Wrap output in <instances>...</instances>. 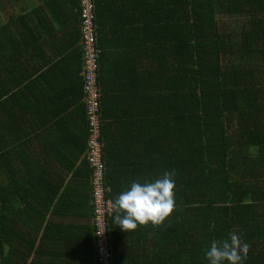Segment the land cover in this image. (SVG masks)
Here are the masks:
<instances>
[{
	"label": "trees",
	"instance_id": "trees-1",
	"mask_svg": "<svg viewBox=\"0 0 264 264\" xmlns=\"http://www.w3.org/2000/svg\"><path fill=\"white\" fill-rule=\"evenodd\" d=\"M95 5L109 196L113 200L131 182L165 171L175 180L174 208L161 224L125 232L112 214L113 264H208L209 244L233 232L249 245L243 264H264V0H95ZM80 45L83 56L81 33ZM121 88L131 106L115 136L105 131L107 104L110 93ZM84 110L81 151L88 138ZM115 139L127 143L128 151L135 143L136 163L107 165L108 141ZM6 150L0 152V264H49L43 256L55 252H77L84 264H97L87 158L70 185L50 178L44 168L34 173V166L9 164L25 155L19 143L15 152ZM44 175L47 180L36 179ZM83 194L84 213L75 211ZM71 211L91 221L77 233L82 246L44 247L52 225L61 227L49 217L66 218ZM60 229L59 238L71 234L68 227Z\"/></svg>",
	"mask_w": 264,
	"mask_h": 264
},
{
	"label": "crops",
	"instance_id": "crops-1",
	"mask_svg": "<svg viewBox=\"0 0 264 264\" xmlns=\"http://www.w3.org/2000/svg\"><path fill=\"white\" fill-rule=\"evenodd\" d=\"M80 47L79 0H0V152L5 153L10 148L15 152L19 143L25 155L20 158L16 154L13 161L7 160L9 164L34 166V173L44 168L49 170L50 178L70 185L76 181L75 172L86 153L81 151L87 127L83 120ZM121 89L118 94L110 93L113 105L107 104L110 110L105 131L115 136L123 127L131 106V96H124V88ZM108 142L111 145L106 150L107 165L110 162L121 166L136 163L135 143L128 151L127 143L118 144V139ZM125 153L129 159L117 162ZM2 172L5 173L4 169ZM48 177L36 179L47 180ZM65 201L67 209L71 210L70 199ZM80 201L75 211L84 213L87 211L84 204H88L84 194ZM71 214L66 218L49 217L61 227L52 225L50 238L42 242L44 247L54 248L63 243L82 246L77 233L83 234L91 221L76 216L73 211ZM27 226L23 225L21 230L27 231ZM62 227H68L71 232L68 238L57 236L56 232ZM41 234L40 231L35 236V246L40 244ZM68 254L61 256L55 252L43 257L49 264H84V255Z\"/></svg>",
	"mask_w": 264,
	"mask_h": 264
},
{
	"label": "built area",
	"instance_id": "built-area-1",
	"mask_svg": "<svg viewBox=\"0 0 264 264\" xmlns=\"http://www.w3.org/2000/svg\"><path fill=\"white\" fill-rule=\"evenodd\" d=\"M95 0H79V27L83 49L81 75L83 77V100L88 119V138L85 157L93 169L91 175V202L93 204L94 252L97 264H113L110 242V217L114 213L106 184L104 142L101 140L102 113L101 94L98 84L97 24Z\"/></svg>",
	"mask_w": 264,
	"mask_h": 264
},
{
	"label": "clouds",
	"instance_id": "clouds-1",
	"mask_svg": "<svg viewBox=\"0 0 264 264\" xmlns=\"http://www.w3.org/2000/svg\"><path fill=\"white\" fill-rule=\"evenodd\" d=\"M173 173L144 182L133 181L112 200L113 219L122 231L134 230L138 225H159L174 208ZM249 245L235 232L227 239L212 241L206 252L208 264H243Z\"/></svg>",
	"mask_w": 264,
	"mask_h": 264
},
{
	"label": "rangeland",
	"instance_id": "rangeland-1",
	"mask_svg": "<svg viewBox=\"0 0 264 264\" xmlns=\"http://www.w3.org/2000/svg\"><path fill=\"white\" fill-rule=\"evenodd\" d=\"M233 21H235V19H233Z\"/></svg>",
	"mask_w": 264,
	"mask_h": 264
}]
</instances>
